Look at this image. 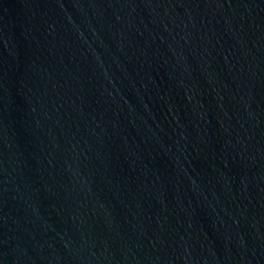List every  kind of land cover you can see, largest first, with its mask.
I'll return each instance as SVG.
<instances>
[{
    "label": "water",
    "instance_id": "obj_1",
    "mask_svg": "<svg viewBox=\"0 0 264 264\" xmlns=\"http://www.w3.org/2000/svg\"><path fill=\"white\" fill-rule=\"evenodd\" d=\"M0 264H264V0H0Z\"/></svg>",
    "mask_w": 264,
    "mask_h": 264
}]
</instances>
